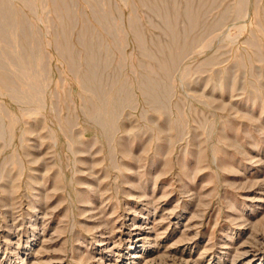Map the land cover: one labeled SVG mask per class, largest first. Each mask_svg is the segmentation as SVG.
<instances>
[{
    "label": "rangeland",
    "instance_id": "obj_1",
    "mask_svg": "<svg viewBox=\"0 0 264 264\" xmlns=\"http://www.w3.org/2000/svg\"><path fill=\"white\" fill-rule=\"evenodd\" d=\"M0 264H264V0H0Z\"/></svg>",
    "mask_w": 264,
    "mask_h": 264
}]
</instances>
